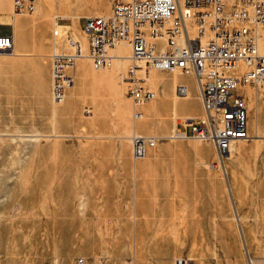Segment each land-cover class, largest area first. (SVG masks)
<instances>
[{"label": "crops", "instance_id": "obj_1", "mask_svg": "<svg viewBox=\"0 0 264 264\" xmlns=\"http://www.w3.org/2000/svg\"><path fill=\"white\" fill-rule=\"evenodd\" d=\"M115 1L109 0L105 8L98 10L110 11ZM1 8L0 14L8 19H0V25L11 28L8 34L13 35L14 50L17 48L21 53L0 52V132L12 133L15 138L35 130L74 137L82 127L90 130L91 114L84 111L86 107L91 111L90 89L75 84L77 61L82 57L68 69L74 81L66 88L63 102L54 103L50 53L62 48L64 40L59 38L53 45L50 23L46 27L45 46L31 35L19 36L21 32L15 39L12 0H4ZM86 15H79L75 22L70 15L57 16V23L68 26L62 29L77 37L75 34L83 28L81 19ZM59 18L67 21L59 22ZM40 51L46 54L37 53ZM84 57L87 66L93 68L91 59ZM152 71L163 76L156 82L157 88H153L156 96L140 105L132 104L130 111L136 108L143 116L134 119L131 115L135 124L128 129L131 134L155 135V144L148 146L140 158L133 156L131 141L120 146L113 139L112 143L105 142L104 147L85 148L94 151L96 161L85 162L83 168L73 171L67 183L75 201L84 195L85 212L75 213L68 221L67 238L62 245L57 243L56 219L41 217L37 234L44 248L39 264H53L46 263V259L54 252L59 256L56 264L74 261L76 264L79 256L84 264H100V252L128 249L135 252L137 264H172L179 255L190 256L195 264H216L221 235L236 233V215L248 254L254 256L257 247L254 235L264 233V165L263 168L253 165L245 173L238 161L227 158L224 177L213 143L190 137H166L174 127L189 134L190 126L184 125L182 119L202 115L203 104L192 72H175L176 77H172L174 72L151 70L148 76ZM184 75L191 84L181 79ZM177 83L186 85L188 96L178 97L174 102L171 93ZM241 90L248 116L252 98L245 89ZM52 104L59 109L53 124ZM174 113L182 118L174 122ZM45 121L49 122L47 129ZM118 121L115 120V127L121 130ZM55 187L59 188L58 183ZM258 204L262 205V211ZM249 216L254 220L250 221ZM229 264L243 263L232 260Z\"/></svg>", "mask_w": 264, "mask_h": 264}, {"label": "built area", "instance_id": "obj_2", "mask_svg": "<svg viewBox=\"0 0 264 264\" xmlns=\"http://www.w3.org/2000/svg\"><path fill=\"white\" fill-rule=\"evenodd\" d=\"M16 14L32 12L35 0H12ZM52 36L64 40V46L50 53L51 96L61 103L73 81L68 69L77 59L87 56L95 69L108 68L115 59L125 58L122 75L124 93L134 106L156 96L145 82L151 70H168L195 75L204 112L182 119L190 133L173 128L168 138L190 137L213 143L218 158L229 154L233 144L249 137L246 101L242 93L231 89L242 85L257 86L264 80V0H116L108 13L85 16L82 28L86 48L81 39L59 28ZM126 42L127 55L113 52ZM12 34L0 33V52L12 53ZM238 68L237 73L229 70ZM178 97L187 95L184 83L174 86ZM85 113L90 112L86 107ZM138 109L134 119L142 118ZM132 154L143 157L156 136L133 133ZM76 264H84L83 257ZM172 264H195L190 256H175Z\"/></svg>", "mask_w": 264, "mask_h": 264}, {"label": "rangeland", "instance_id": "obj_3", "mask_svg": "<svg viewBox=\"0 0 264 264\" xmlns=\"http://www.w3.org/2000/svg\"><path fill=\"white\" fill-rule=\"evenodd\" d=\"M0 2L2 7L4 0H0ZM108 2L109 0H37L33 13L27 12L28 16L16 18L13 22L16 21L22 28V34L19 36L31 35L35 40L40 41L42 46H45L46 27L49 23L51 24L49 27L50 36L52 34V17L70 15L75 22L77 17L82 14L107 13L109 10L103 12L98 8H105ZM1 7L0 9H2ZM2 18L8 19V16L0 14V19ZM66 21L67 19L59 18V22ZM84 22L85 19L82 18V27ZM10 31L11 28L8 26L0 25L1 34H8ZM123 51L124 48L121 46L116 48L117 53ZM14 52L21 53L17 48ZM37 53L46 54L45 51ZM82 62H84L85 71L84 81L80 79ZM113 67L101 68L96 71L89 65L87 66L85 59L76 65L78 71L75 84L81 83V86L90 89L89 96L93 106H91V115L88 117L92 124L90 130L82 127L74 137H69L71 134L48 131L44 133L35 130L15 138L11 136L12 133L0 132V215L2 216L0 218V264H39L41 251L44 247L41 236L37 234V228L43 215L56 219L57 243L64 244L67 238L68 221L73 218L75 213L81 215L86 209L84 195H79L78 200H74L72 191L67 185L68 179L73 171L83 168L81 165L85 162L97 159L93 150L85 148L104 147L105 142L112 143L113 139H117L120 146L125 143L129 145L130 130L135 123L130 118L132 103L125 96L124 83L121 79L126 64L119 69L117 75H114V80H94V76L109 77L114 73ZM238 71V68L229 70L231 73ZM158 73L152 72L150 75L151 84L154 83L153 88L155 89L157 88L156 82L163 78ZM172 77L174 76L172 75ZM181 79L191 84L187 75ZM244 87H248L252 91L248 93L246 90L252 98L248 103L247 122L249 134L253 138L237 143L226 155V159L218 158V164L224 177L227 158L238 161L240 168L245 173H248L253 165H257L258 168H263L264 165V136L257 138L253 133L256 126L264 122V102H262L264 101V89H262V85L253 88L252 85L247 84ZM230 91L232 95L228 96L229 102L233 100V94L242 93L239 87ZM82 95L87 97L88 94L82 92ZM171 98H173V92ZM173 101L175 102L174 98ZM58 112V106L52 105L51 124L55 123ZM177 116L180 119L182 117L178 114ZM115 120H119L118 127L120 125L121 130L115 127ZM44 126L45 129L49 128V122L45 121ZM262 134L264 135V131H260L258 136H262ZM59 135L66 137H58ZM253 179L255 178L253 177ZM56 183L59 188H53ZM258 207L260 211L262 205L258 204ZM236 220L238 222L235 235H221L216 264H229L232 260L240 261L243 264H264V233L254 235L257 247L254 256L249 255L244 235L240 231L242 228L238 215H236ZM249 220L252 221L254 218L249 216ZM11 222L14 223V227H10ZM100 253H102V257L99 256L98 260L101 262L100 264H137L135 252L132 249L105 250ZM58 260L59 256L54 252L51 258L46 259V263L56 264Z\"/></svg>", "mask_w": 264, "mask_h": 264}, {"label": "bare ground", "instance_id": "obj_4", "mask_svg": "<svg viewBox=\"0 0 264 264\" xmlns=\"http://www.w3.org/2000/svg\"><path fill=\"white\" fill-rule=\"evenodd\" d=\"M1 2H0V7H1ZM2 9H0V11H1ZM34 12V11H33ZM33 12H30V13H33ZM15 15H14V17H13V21L16 19V18H19V17H25V16H28V13L27 12H23V13H19V14H16V13H14ZM56 17L57 16H54V17H52L53 18V26H52V29H53V27L55 26V24H56ZM68 26H59V28H67ZM14 32H15V37L17 38V36H18V34H19V32H21L22 33V28H21V26H20V24H18L16 21L14 22ZM78 38H80L81 39V41L83 42V44H84V46H85V48H86V38H85V33L83 32V30H81V32H78L77 34H75ZM15 38V39H16ZM52 40H53V45H55L56 46V38H54L53 36H52ZM119 46H121L122 48H124V51L123 52H121V53H117L116 52V48L117 47H119ZM113 52H115L116 54H120V55H127L128 53H129V51H130V49H129V46H128V44L126 43V42H120V43H118L116 46H115V48H113V50H112ZM12 53H14V54H16L14 51L12 52ZM82 59H85L86 60V58L83 56L81 59H79L78 61H77V63L79 62V61H81ZM120 61H123V62H120ZM124 64H126V59L125 58H123V57H121V58H117V59H115V61H114V63H113V65L112 66H110L109 68H111V67H113V72L114 73H112L109 77H106V76H104V75H100V76H94V80H97V81H103V80H110V81H112V80H114V75H117V73L119 72V69L124 65ZM81 69H82V71H81V74H80V79L82 80V81H84V79H85V71H84V62H82V65H81ZM92 69H94L95 70V68L93 67ZM107 69V68H106ZM99 70H101V69H99ZM99 70H96V71H99ZM102 70H104V69H102ZM112 71V70H111ZM110 71V72H111ZM153 72V71H152ZM173 76H176L177 74H175V72L172 74ZM116 77V76H115ZM146 80H145V82L149 85V86H151L152 88H153V84L154 83H152L151 84V81H150V76H148V74H146V78H145ZM154 81V80H153ZM262 83H264V80H263V82ZM259 84V86L260 85H262L263 86V88L262 89H264V84ZM240 89H244L245 88V90H247V92L249 93V92H252L251 91V89H249L248 87H244V86H240L239 87ZM255 94V93H254ZM188 96V95H187ZM119 98H120V94H119V96H118ZM263 97H264V95H263ZM173 98L176 100L177 98H178V96H176L175 95V93L173 92ZM173 98H172V100H173ZM262 102H264V101H262ZM254 104V103H253ZM53 106H57L56 104H52ZM254 107V106H253ZM261 107V106H260ZM247 111H248V109H247ZM253 112H254V110H253ZM89 113V112H88ZM254 115V114H253ZM182 118V117H181ZM173 120H174V122L175 121H177V120H180V118L177 116V114H173ZM256 122V121H255ZM175 125V124H174ZM175 128V127H174ZM260 131H264V122H261L260 123V125L259 126H256V128H255V130H254V132L253 133H255V136L257 137V138H261V137H263L264 135L262 134V136H258V133L260 132ZM248 132H249V130H248ZM263 133V132H262ZM27 136H29V135H27ZM155 136V135H154ZM38 137V136H37ZM29 138V137H28ZM33 138V137H32ZM251 138H253V137H251L250 136V134H249V137H247V138H241V139H238L237 141H236V143L231 147V149L237 144V143H239V142H242V141H248V140H250ZM34 139V138H33ZM263 144V143H262ZM257 147H259V146H257ZM262 147V146H261ZM11 214V213H10ZM6 216V215H5ZM13 217V216H12ZM0 218H2V216L0 215ZM18 218V217H17ZM11 221V220H10ZM11 225H10V227H14V223L13 222H11L10 223Z\"/></svg>", "mask_w": 264, "mask_h": 264}]
</instances>
